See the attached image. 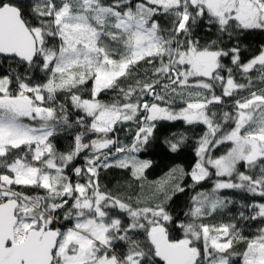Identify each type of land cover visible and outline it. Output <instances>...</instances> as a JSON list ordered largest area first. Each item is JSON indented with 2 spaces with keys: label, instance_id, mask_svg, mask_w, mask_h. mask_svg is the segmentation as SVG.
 I'll return each instance as SVG.
<instances>
[{
  "label": "snow or ice",
  "instance_id": "snow-or-ice-1",
  "mask_svg": "<svg viewBox=\"0 0 264 264\" xmlns=\"http://www.w3.org/2000/svg\"><path fill=\"white\" fill-rule=\"evenodd\" d=\"M200 28L215 39L201 44ZM257 31L264 0H0V264H264V226L250 237L237 227L264 223V202L205 223L237 203L222 190L264 201V46L246 62L240 47ZM175 121L204 126L195 161L145 195L152 161L139 154ZM64 132L72 141L58 152ZM188 140L164 143L177 153ZM111 168L130 172L126 191L102 188ZM186 187L195 194L179 219L169 204Z\"/></svg>",
  "mask_w": 264,
  "mask_h": 264
},
{
  "label": "trees",
  "instance_id": "trees-1",
  "mask_svg": "<svg viewBox=\"0 0 264 264\" xmlns=\"http://www.w3.org/2000/svg\"><path fill=\"white\" fill-rule=\"evenodd\" d=\"M161 23H164V21L161 19ZM215 29L212 30V32L206 31L204 28H200L197 30L196 35L200 39L201 44L206 43L210 39H215ZM235 41H232V43L227 44L226 47H231L232 44H234ZM261 46H264V32H250L246 33L240 40V47H241V59L242 61L246 62L247 60L251 59L252 56L258 54L259 49ZM222 62L225 65L232 66L230 57L223 58ZM7 66V65H5ZM37 77L42 76V73L36 72ZM226 75V73H225ZM255 76L256 73H253ZM236 79L238 82L244 81L239 74L236 75ZM123 83V81H122ZM221 89L217 88V93L219 94ZM247 93H240V95H246ZM114 93H107L102 94L100 99L108 101L112 98ZM61 101L63 100V97H60ZM228 100L227 106L223 110H230L231 108V100L228 98H225ZM75 117H73L74 119ZM204 131L203 125H195V126H189L184 124L183 121H175V122H160L157 125V128L155 130L154 136L155 138L150 142V145L148 146L147 150L140 153V159H148L152 161V166L145 171L146 180L144 182L143 186V192L145 195H148L153 190V182L162 180L165 178V175L169 173V171L177 166H183L186 170L190 169L192 163L195 161L194 156V147H195V138L202 134ZM183 132L186 136L189 137V140L187 141V144L185 147H183L179 152L172 153L169 151L168 146L164 143L165 137L171 138L172 133H179ZM117 135L121 140H125L127 137V134L124 130L118 131ZM72 141V134L69 132L61 133L54 141V145L58 152H65L69 149V145ZM130 142V141H128ZM226 146H221L218 151H216V155L222 154L227 149ZM86 154V153H85ZM84 163V154H82L80 157L74 161V165L79 166L83 165ZM241 170H244L241 168ZM69 174H71V169L67 170ZM75 179V177H73ZM130 180V172L127 170L117 169V168H111L108 170H101L100 172V184L102 188L105 190H112L113 192L119 190L121 192L126 191L128 187V182ZM191 183L190 178H185L183 181V184L187 186ZM212 187V181H206L202 182L200 186L196 188V191H204L208 190ZM135 190L137 192L140 191L139 186H136ZM25 191L30 192L31 194H42V190L39 189H26ZM195 192H193L190 189H187L184 193H177V195L173 198V200L169 204V210L173 213L174 217H177L179 219H184L183 212L187 211V205L189 202V198L191 195H194ZM221 195L227 196L232 198L234 201H237L235 205H229L227 209L224 210V212L217 213L211 218H207L205 220V223L210 224H219V223H228L232 221L233 217H238L239 210H240V203H250L253 199H255L258 202H264L261 201L259 197H249L245 193H241L236 190H222ZM247 211L246 209H244ZM125 224L127 223V218L123 217ZM71 226L70 224H65V227ZM264 226V223L261 221H238L237 227H240L243 229V234L245 236H252L255 234L257 228ZM139 238V237H138ZM244 245L239 244L237 245V249H243ZM239 257L234 258L235 264H239Z\"/></svg>",
  "mask_w": 264,
  "mask_h": 264
},
{
  "label": "rangeland",
  "instance_id": "rangeland-1",
  "mask_svg": "<svg viewBox=\"0 0 264 264\" xmlns=\"http://www.w3.org/2000/svg\"><path fill=\"white\" fill-rule=\"evenodd\" d=\"M25 122L31 123V121H27V120Z\"/></svg>",
  "mask_w": 264,
  "mask_h": 264
}]
</instances>
